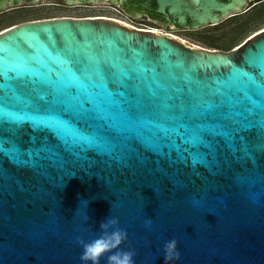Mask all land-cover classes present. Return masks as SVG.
<instances>
[{"label":"water","instance_id":"95a60500","mask_svg":"<svg viewBox=\"0 0 264 264\" xmlns=\"http://www.w3.org/2000/svg\"><path fill=\"white\" fill-rule=\"evenodd\" d=\"M54 1L0 0V13ZM62 1L104 2L182 31L254 6L249 0ZM257 47H264V29L223 51L105 16L37 19L0 32V105L8 108L0 120L47 127L65 150L39 168L0 156V264H83L77 237H98L109 217L127 230L120 248L135 250V264H165L170 239L180 251L170 264H264V157L254 166L211 168L199 134L217 127L207 121L210 114L243 127L255 111L264 125V68L252 76L243 66L245 53ZM254 62L264 65V57ZM41 105L58 106L71 119L38 114ZM73 120L88 121L90 132ZM105 128L111 137L101 135ZM24 132L26 141L32 133ZM131 138L144 162L128 159ZM8 153L18 165L32 163L14 149ZM107 255L100 264H108Z\"/></svg>","mask_w":264,"mask_h":264},{"label":"snow or ice","instance_id":"6c2138e0","mask_svg":"<svg viewBox=\"0 0 264 264\" xmlns=\"http://www.w3.org/2000/svg\"><path fill=\"white\" fill-rule=\"evenodd\" d=\"M260 57H264V47H257L246 52L243 65L247 69L245 72L252 76H259L264 65L254 61ZM112 86L115 87V85ZM0 111L7 112V106L0 105ZM36 111L38 114L55 115L59 113L64 119H71L58 106L41 105ZM261 119V114L254 111L249 114L246 126L241 127L236 125L230 117L217 118L210 114L207 121L217 125V127L214 130H202L199 134L208 145L205 147L204 144H201L200 149L206 153L205 158L211 168L215 167L217 163H220L221 166L223 164L254 166L261 157H264V125L261 124ZM72 122L78 130L90 132L91 126L88 121L73 120ZM25 129L32 133L26 141L24 140ZM101 135L111 137L112 133L105 128ZM56 142L60 141L55 133L47 127L34 130L29 122L10 124L7 119L0 120V156L9 159L10 163L14 165L39 168L45 162L52 164L53 159L62 158V153L65 151L62 144L57 148ZM135 142V138L128 141L129 153H132L128 159L131 160L135 156L138 161L144 162L143 157L134 151ZM9 149H14L22 159L31 160L32 163L27 165L14 163L9 157ZM89 154L91 153L89 152ZM189 160L181 162L187 164ZM119 161L124 162V160ZM196 166L205 167L201 163H197L193 167Z\"/></svg>","mask_w":264,"mask_h":264},{"label":"rangeland","instance_id":"374dc122","mask_svg":"<svg viewBox=\"0 0 264 264\" xmlns=\"http://www.w3.org/2000/svg\"><path fill=\"white\" fill-rule=\"evenodd\" d=\"M254 6L247 12L228 18L217 25L198 30H177L165 28L147 18L136 19L120 8L109 4H85L66 6L62 0L44 3L39 6L23 4L15 9L0 13V32L12 25L53 17H114L133 24L138 28H162L170 30L181 38L207 49L229 51L241 45L251 36L264 29V0H249Z\"/></svg>","mask_w":264,"mask_h":264},{"label":"clouds","instance_id":"9594fccd","mask_svg":"<svg viewBox=\"0 0 264 264\" xmlns=\"http://www.w3.org/2000/svg\"><path fill=\"white\" fill-rule=\"evenodd\" d=\"M151 224V221H147ZM101 234L85 241L82 236L77 237V243L81 245L83 251L80 259L83 264H100V259L106 253L108 264H135L134 249H122L120 245L127 239V230L119 227L118 217H109L100 222ZM177 240L170 239L163 245V257L165 264L180 259V251L177 247Z\"/></svg>","mask_w":264,"mask_h":264},{"label":"bare ground","instance_id":"6f19581e","mask_svg":"<svg viewBox=\"0 0 264 264\" xmlns=\"http://www.w3.org/2000/svg\"><path fill=\"white\" fill-rule=\"evenodd\" d=\"M99 4H107V3L99 2V3L93 4V5H99ZM34 6H39V5H34ZM107 17H108V16H107ZM111 18H114V17H111ZM115 19H118V18H115ZM118 20H121V21H123V22H125V23H127V24H130V25L134 26L133 24H131V23H129V22H126V21H124V20H122V19H118ZM134 27H136V26H134ZM136 28H138V27H136ZM165 28L170 29V28H173V27H172V26H168V27H165ZM5 29H7V28H5ZM5 29H3V30H5ZM147 29H152V30H156V31H160V32H168V33H170V34H172V35L178 36V35L174 34L173 32H171L170 30H164V29H162V28L151 27V28H147ZM3 30H2V31H3ZM2 31H1V32H2ZM178 37L181 38L180 36H178ZM181 39H183V38H181ZM183 40H185V39H183Z\"/></svg>","mask_w":264,"mask_h":264},{"label":"flooded vegetation","instance_id":"af4514ba","mask_svg":"<svg viewBox=\"0 0 264 264\" xmlns=\"http://www.w3.org/2000/svg\"><path fill=\"white\" fill-rule=\"evenodd\" d=\"M64 5L68 6L64 1H63ZM75 6H78V5H75Z\"/></svg>","mask_w":264,"mask_h":264}]
</instances>
